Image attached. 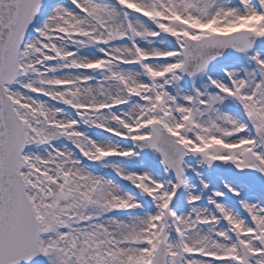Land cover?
<instances>
[{"label":"snow or ice","instance_id":"6c2138e0","mask_svg":"<svg viewBox=\"0 0 264 264\" xmlns=\"http://www.w3.org/2000/svg\"><path fill=\"white\" fill-rule=\"evenodd\" d=\"M0 264H264V0H0Z\"/></svg>","mask_w":264,"mask_h":264}]
</instances>
